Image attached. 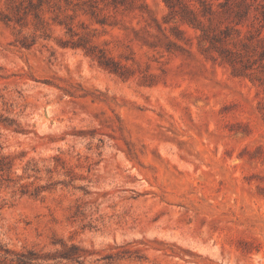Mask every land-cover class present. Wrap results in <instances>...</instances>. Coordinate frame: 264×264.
Wrapping results in <instances>:
<instances>
[{
  "label": "rangeland",
  "instance_id": "374dc122",
  "mask_svg": "<svg viewBox=\"0 0 264 264\" xmlns=\"http://www.w3.org/2000/svg\"><path fill=\"white\" fill-rule=\"evenodd\" d=\"M0 264H264V0H0Z\"/></svg>",
  "mask_w": 264,
  "mask_h": 264
}]
</instances>
